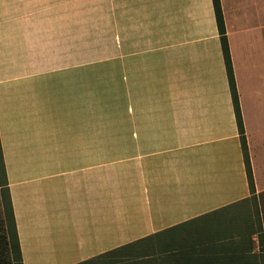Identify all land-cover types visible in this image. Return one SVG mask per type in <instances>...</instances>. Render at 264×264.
Segmentation results:
<instances>
[{
	"label": "crops",
	"instance_id": "1",
	"mask_svg": "<svg viewBox=\"0 0 264 264\" xmlns=\"http://www.w3.org/2000/svg\"><path fill=\"white\" fill-rule=\"evenodd\" d=\"M220 5L257 196L264 0ZM95 34L110 37L127 108L112 131L126 138L89 130L81 78L51 75L77 66L51 61V0H0V152L22 264L93 260L251 196L211 0H95Z\"/></svg>",
	"mask_w": 264,
	"mask_h": 264
},
{
	"label": "rangeland",
	"instance_id": "2",
	"mask_svg": "<svg viewBox=\"0 0 264 264\" xmlns=\"http://www.w3.org/2000/svg\"><path fill=\"white\" fill-rule=\"evenodd\" d=\"M104 40V44L99 45V37L95 34V0H51V47L57 49L51 50V61L57 65H77L51 68V75L67 78L69 89H72L75 78H81L82 107L87 112L89 130L102 126L104 139L126 138L112 131L115 123L126 118L127 108L126 101L118 97L122 95L121 91L118 89L120 93H114L110 37H104ZM243 203L215 218L204 217L167 232L161 241L178 244L181 237L183 240L189 237L215 238L222 231L233 229L236 223H250L258 218L264 220V193Z\"/></svg>",
	"mask_w": 264,
	"mask_h": 264
},
{
	"label": "trees",
	"instance_id": "3",
	"mask_svg": "<svg viewBox=\"0 0 264 264\" xmlns=\"http://www.w3.org/2000/svg\"><path fill=\"white\" fill-rule=\"evenodd\" d=\"M211 3L223 56L235 124L239 136L242 160L251 195L250 198L255 199L253 175L244 135L220 0H211ZM0 207V264L4 260V264H22L1 152ZM251 222H245L243 224L236 223L233 229L224 230L221 234L216 235L215 238L189 237L183 240L181 237V242L178 244H172L165 240L161 241L165 233L181 228L187 224L178 225L135 243L104 253L93 260L78 264H264V220L262 221V219L258 218L256 221ZM253 237L256 239V245H254ZM255 246L257 247V251L254 249ZM156 247H158L157 250H155Z\"/></svg>",
	"mask_w": 264,
	"mask_h": 264
}]
</instances>
